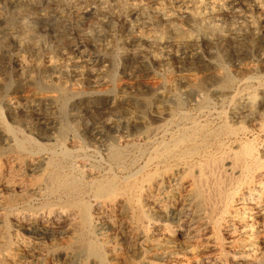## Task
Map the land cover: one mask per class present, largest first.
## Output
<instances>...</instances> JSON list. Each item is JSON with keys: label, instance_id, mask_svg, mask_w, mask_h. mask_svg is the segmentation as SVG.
Returning a JSON list of instances; mask_svg holds the SVG:
<instances>
[{"label": "bare ground", "instance_id": "bare-ground-1", "mask_svg": "<svg viewBox=\"0 0 264 264\" xmlns=\"http://www.w3.org/2000/svg\"><path fill=\"white\" fill-rule=\"evenodd\" d=\"M91 2L0 0V63L11 60L15 80L36 86L37 100L57 102L62 120L74 91L33 72L52 71L58 79L97 74L92 61L56 58L61 49L46 47L36 35L37 22L50 27L58 40L71 29L90 43L95 37L113 41L115 19L138 12L141 24L152 31L130 24L137 48L124 52L120 46L92 45L94 63L119 56L135 68L170 59L195 66L198 54L190 51L200 43L221 51L231 47L238 54L264 39V0ZM238 6L247 12L241 22L228 14ZM83 17L96 19L88 34L80 28ZM41 46L53 56L46 62L28 60L26 54L38 55ZM167 47L171 51L165 52ZM215 64L194 67L202 74L195 80L182 76L157 86L155 93L168 89L172 99L164 117L152 114L151 124L137 113L118 122L91 119L72 126L64 120L53 135L49 117L23 127L17 115L29 106L7 98L3 108L11 123L0 106V127L10 142L0 150V264H23L21 256H39L37 245L19 233L67 237L57 251L65 264H264V77ZM177 84L196 97L181 99ZM51 88L57 97L41 94ZM93 92L103 96L105 108L115 107L108 90ZM120 127L142 131L133 138L113 136ZM87 135L100 140L101 147L84 142ZM34 201L39 209L32 210ZM12 231L17 235L10 238Z\"/></svg>", "mask_w": 264, "mask_h": 264}, {"label": "rangeland", "instance_id": "rangeland-1", "mask_svg": "<svg viewBox=\"0 0 264 264\" xmlns=\"http://www.w3.org/2000/svg\"><path fill=\"white\" fill-rule=\"evenodd\" d=\"M125 1L127 2V0H125ZM128 1H130V0H128ZM94 2L98 3L99 0H92L91 3H94ZM114 9L116 10V7ZM235 9L236 10L238 9V10L237 11L236 10L235 11H233V10L229 11V13H228L229 17H231L232 20H234L235 22H241L243 20L244 16L247 15V12L245 11V9H243L242 6H238ZM93 19H94V17H93ZM93 19H92V17L81 18L80 28H81V31L83 34H88L91 32V24L93 21H96V19L95 20H93ZM130 24H132V25L139 24L140 25L139 29H141L145 32H148V33H150L152 31L150 27H146V26H143V24H141L140 16H139L138 12H129L127 14L125 13V14L118 16L115 19V24H113V26H115V27L113 29H114V31H116L117 38H114L113 41H112V39H108V38L104 39L103 37H95L93 39L92 43H90L87 40H86L87 41L86 42L85 39L83 40L81 37L76 35V33L73 30L71 31V29H69L67 31V33H66L67 36L64 40L63 39L58 40L55 37V34L52 31V29H50V27H48L47 25H45L43 23L37 22L35 24L36 35L39 36L41 38V40H43L45 42L46 47L47 46L48 47H56V48L58 47L59 49H61L59 51L60 53H58V52L55 53L54 56L56 58H58L61 61L63 60L64 62H68L70 60H76V61L79 60L81 62L84 60L85 61H87V60L92 61V64H93L92 69L95 70L97 76H95V78L94 77L92 78V76H86L85 78L84 77L82 78L79 76L76 77L73 75H71V76L69 75V76H66V78H65V76H62L63 78L61 77L60 79H58L57 75H55L56 73H54L52 71H48L46 73H41V74H39L37 72H35V74H34V72H33L32 75L34 77L37 76V78L39 76V78H41L42 81L47 80L46 81L47 83H53L54 82L53 84H55V85H61V84L64 85L63 83H65L66 85L70 86L72 88V90L74 91L68 98L69 101L67 102L68 106L66 105V117L64 119L66 121L65 122L64 120H62L60 115H58L59 112L57 111L58 110L57 107L59 106V104L57 102H55L57 104V106H55L54 102H47V101H41L40 102L39 99L37 100L38 93H39V91L36 90L37 87L34 86L33 84L29 85V84H21V83L17 82V80H15V77H14L15 75H13V72L15 71V66H14L13 62L9 59H7V61H6V59H5L0 63V68H1L0 69V81H1L0 82V106L2 105L1 108H2V112L5 113V115H6L5 116L3 114L5 116L6 121L7 122L9 121V123H11V119L8 117L7 113L5 112V110L3 108V103L5 102V100L7 98H9L7 100H13L14 99L13 101L16 102L18 106L20 105L21 107L24 108L25 105H28L32 109V110L28 109L29 108L28 107L26 109V111L23 110L17 115V119L19 120L20 124L23 127L25 125L36 124L38 122L39 117H49L51 120H54V123H52L53 129L51 130L53 135H56V133H57L56 129L58 130L60 128L61 124H63L64 122L67 125H72V126L76 125V124L84 123V122L90 123V122H93V120L94 121H96V120L101 121L102 119H107L110 121H117L118 122V120L122 121L123 119L129 118V116L131 118L133 115L135 116L136 113L138 115H142L143 118L145 117V122L147 124H151L155 120V117L157 116V114H158V117H160L161 115H162V117H164L163 114L167 113L165 110H168L171 99H172L171 98L172 97V93H171L172 91H169L168 89L164 88V90L161 91V94H157V93H155L154 89H156L157 86L163 84L166 81H171V79H176V81H177L178 79H183V78H190V79L192 78L194 80H195V78L196 79L199 78V76H202L201 72L194 69V67H196V66L198 67V65L202 66V65H205V63L207 65H208V63L212 65V64L216 63L220 66L223 65L224 68H226L229 71H233V72L234 71H240V72L243 71L246 74L248 73V75H250L252 73L253 74V75L251 74L252 76L262 75L261 77H264V39H262V38H260V40L258 39L257 43L254 44L252 48H250V46L246 45L245 46L246 48L245 47L243 48L245 50L240 51L238 54L233 52V50H230L231 47H228L230 51L229 50L221 51L216 46H212V45L209 46V45H206L204 43H200L199 45H196V47H194L193 50L190 51L191 53L196 52L198 54V60H195L193 62V64L195 66H190V65H188V63H185V62H184L185 64L184 63L180 64V62H177L174 59H170V60H168V62H170V63L167 62V64H163V65L158 66L154 63H148L147 66L142 65L141 67L135 68L132 64H130L128 61H126L123 57L121 58L119 56H114V58H108V59L104 60L103 62L94 63V61L97 60V57H96V54H95V51H94L92 45H94L100 49H104L106 47L119 48V46H120V48H124V52L125 51L126 52L131 51L134 48L138 47L137 42H135V41L133 42V36L132 35L133 34L135 35V31H133L131 29H130V31H128ZM160 26L161 25L159 24V27ZM118 36H119V38H118ZM115 39H118V40H115ZM116 42H118V43H116ZM115 43L117 46L115 45ZM122 46H124V47H122ZM46 47L41 46L39 49L38 55H35L33 53L26 54L28 60H39L40 59L42 62H46L48 58L53 56V52L48 50V48H46ZM247 47H249V48H247ZM168 51H171L170 47L165 48V52H168ZM190 52L188 53V55L190 54ZM214 56H216V57H214ZM117 57H119V58H117ZM8 60L10 61L9 63H8ZM213 61H215V62H213ZM251 67H252V69H251ZM106 71L107 72L110 71V72L108 74H106L107 73ZM169 71H171V72H169ZM6 73H8V74H6ZM11 74H12V76H11L12 78L10 77ZM163 74H164V76H166V75L167 76L164 77V76H162ZM110 75H112V76H110ZM182 76H183V78H181ZM7 77H9V78H7ZM96 77H98L97 78L98 80L100 79L98 81L99 83L94 82ZM109 77H111V78H109ZM7 79H8L9 83H7ZM56 79H57V81H56ZM91 79H93V80H91ZM58 80H60L61 82ZM11 84H12V86H11ZM6 85L8 87H6ZM179 85H181V86H179ZM153 86H154V88H153ZM183 87H184L183 84H177V86H176V92L181 97V99H183V100L185 99V101H186V100H188V98L192 99V98L196 97V95H197L196 93H191V94L186 93L185 87L184 88ZM1 88L3 89V91ZM6 88H7V90H6ZM8 89H10V90H8ZM94 89L95 90L98 89L101 91L102 90L103 91L108 90V95L110 94L109 100L112 101L114 104H116L115 107L113 109L105 108L104 107L105 100H104V98H102L103 96H101V94H98L97 92H93V91H95ZM51 90L47 89V91L46 90L42 91L41 94L43 96H46V95L53 96V93H54V97H57L58 95H56V93L58 91H55L54 88L53 89L51 88ZM75 90H76V92H75ZM74 93H76V94H74ZM3 94H5V96ZM77 94H79V96H77ZM160 96H162V97H160ZM156 104H158V105H156ZM88 108H92L95 112L94 111L88 112L89 113L88 114L87 113ZM162 111H164V112H162ZM152 114L156 115V116H153ZM56 119H58V120H56ZM59 119H61V120H59ZM91 119H93V120H91ZM148 119H149V121H148ZM73 121L75 123H73ZM58 122H61V124H59ZM68 122H70V124ZM0 130H1L0 131V139H1L0 140V147H2V148H0V150H3V149L6 150L9 148L10 142L8 140H5L6 139V134L4 133L5 131L1 127H0ZM141 131H142V128L130 129V128H126V127H120L116 132H113L112 134H113V136H117V137H120V135H122L123 137L129 136V137L133 138L134 136L137 135V132L139 133ZM126 134H127V136H126ZM82 139H84L83 140L84 142L89 141V144L91 141L90 147L100 148L101 147L100 145H102V142L100 140H91L90 138H88V135L83 136ZM3 146H5V148ZM3 157H4V155L0 156V158H3ZM23 169H22V171H24V173L26 172L25 174H27L28 172H27L26 168H23ZM3 197H5V196L3 195ZM31 204H30V206L32 207V210H35L36 207H37L36 209H39V207H40L39 201H34ZM30 206H28L29 210H31ZM1 212L4 214H8L7 209H3V210H1ZM0 227H1V224H0ZM10 233H13V231ZM13 234H10L8 236H10V238H12V237H15L17 235V234L15 235V233H13ZM26 234L27 233H25V234L19 233L17 236L21 237V235H22V238L25 241L27 240L29 244H31V245L36 244L38 247V252H40L41 254L39 253V256H33V254H30V256H28V255L21 256L20 261L23 264H34V263L35 264H44V263L46 264L47 262H48V264H51V263L52 264H65V261L62 260L61 257H59L57 251H59L62 247L65 246V244L67 242V237H65L64 235L59 236L58 234H56L54 236H40V235H37L35 233H29L27 235ZM25 237H26V239H25ZM42 243H43V245H42ZM56 244H58L57 248L55 247ZM59 244L61 245V247H59L60 246ZM52 245H54V246H52ZM49 248H52V250H54V251H51L53 253L49 252L51 250ZM39 250L44 251V253L42 251H39ZM24 256H25V258H23ZM40 256H42V257H40ZM27 257H29V258H27Z\"/></svg>", "mask_w": 264, "mask_h": 264}]
</instances>
